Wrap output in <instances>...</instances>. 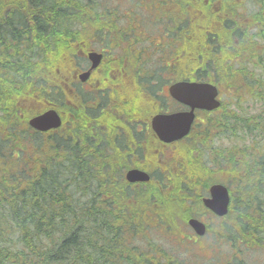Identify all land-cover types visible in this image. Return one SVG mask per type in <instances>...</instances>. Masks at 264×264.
Returning a JSON list of instances; mask_svg holds the SVG:
<instances>
[{
	"label": "trees",
	"instance_id": "16d2710c",
	"mask_svg": "<svg viewBox=\"0 0 264 264\" xmlns=\"http://www.w3.org/2000/svg\"><path fill=\"white\" fill-rule=\"evenodd\" d=\"M164 5L194 18L195 34L180 50L194 55L195 77L229 90L206 113V190L225 172L231 200L228 214L210 225L208 248L224 256L221 264L257 263L243 256L264 251V0H1L0 42L16 47H0V264L220 263L206 260V247L189 258L192 239L179 233L190 204L178 193L187 188L185 174L196 184L204 170L196 143L177 185L161 179L130 192L101 164L106 158L91 140L80 145L74 132L65 141L60 130L40 134L27 125L48 101L59 110L78 17H93L107 34ZM205 55L221 57H208L213 64ZM181 68L179 78L187 77L188 62ZM201 136L196 128L194 137ZM150 230L165 233V241H151Z\"/></svg>",
	"mask_w": 264,
	"mask_h": 264
},
{
	"label": "flooded vegetation",
	"instance_id": "af4514ba",
	"mask_svg": "<svg viewBox=\"0 0 264 264\" xmlns=\"http://www.w3.org/2000/svg\"><path fill=\"white\" fill-rule=\"evenodd\" d=\"M9 11H12L11 7L6 9V12ZM148 11V14L130 19L123 30L107 34L98 32L93 17L77 18L72 54L74 67L62 74V99L59 110L56 109L61 121L58 130L63 140L72 132L76 134L80 145L81 139L91 140L94 153L100 150L97 154L106 158L100 161L101 164L106 165L108 171L120 174L122 190L140 193L161 179L166 183L171 179L176 185L177 178L181 182V176L187 169V154H193L196 143L200 148L199 156L204 170L195 176L196 184L185 174L187 188L180 189L178 193L185 192L190 204L185 221H182L184 231L181 228L179 233H187V237L192 239V243L187 244L203 250L211 223L222 219L215 217L205 206L210 189L215 185H223L229 191L225 185V172L222 173V182L211 183L206 190V113L214 111L195 110V119L187 135L169 142L159 138L152 122L157 116L189 110L188 106L169 93L170 87L177 83H199L214 87L220 106L224 102V94L227 96L229 90L222 91L215 79L209 80L203 74L195 77L194 55L180 50L183 44H189L193 38L191 26L194 18L189 15L180 17L181 9L168 5L149 8ZM203 32V51L206 54V25ZM14 42L15 39H11L10 44ZM0 47L15 51L16 45L6 47L0 42ZM211 56L205 55L207 63L215 64L216 61L212 62L210 58L218 60L221 57ZM187 62L188 76L179 78L184 74L182 64ZM47 103L48 108H54L51 101ZM196 128L202 133L201 138L194 137ZM176 161L178 165L173 166ZM133 171L148 175L149 181H128L126 175ZM170 188L175 192L176 187L171 185ZM175 200L181 199H173V206L176 207ZM229 204L230 210L231 200ZM190 219L205 225L207 231L203 236H196L188 226Z\"/></svg>",
	"mask_w": 264,
	"mask_h": 264
},
{
	"label": "water",
	"instance_id": "95a60500",
	"mask_svg": "<svg viewBox=\"0 0 264 264\" xmlns=\"http://www.w3.org/2000/svg\"><path fill=\"white\" fill-rule=\"evenodd\" d=\"M170 95L180 103L189 107L187 112L161 115L154 118L152 127L159 138L165 142L181 139L187 135L194 120V111L201 109L212 111L219 106L216 101V90L207 84L180 82L170 87ZM29 125L38 131H48L59 127L60 120L54 111H47L44 114L29 121ZM130 182H147L149 177L135 171L126 175ZM211 198L206 200V207L217 216H224L227 213L229 204L228 194L224 187L216 185L210 189ZM190 226L198 235L204 233V227L196 220L189 221Z\"/></svg>",
	"mask_w": 264,
	"mask_h": 264
},
{
	"label": "rangeland",
	"instance_id": "374dc122",
	"mask_svg": "<svg viewBox=\"0 0 264 264\" xmlns=\"http://www.w3.org/2000/svg\"><path fill=\"white\" fill-rule=\"evenodd\" d=\"M126 0H115V3L117 2H125ZM226 143H223L222 146H225ZM157 227V226H156ZM146 231L143 229L140 234H145ZM148 235L151 239V241L153 242H158V243H162L163 241H165V238H166V235L165 233L163 232H160L159 230L156 231V230H150L148 231ZM146 237H147V234H146ZM163 246H166V247H169V244H163ZM193 245H187V248L185 250V255L188 254V255H191V256H195V254L197 252L194 251V249L192 248ZM228 250V247L226 246V244L223 246V251H226ZM211 253L214 254V252L212 251ZM219 259V264L223 263L224 261V256L221 255L220 252H218L217 254H214L213 257H216ZM244 258H248L249 261L250 260H254L255 262L259 263V261H264V251H261L259 249H256V250H251L249 249L248 251H245V256H243ZM192 259L194 257H191ZM210 258L209 255L206 256V260ZM255 263V264H257Z\"/></svg>",
	"mask_w": 264,
	"mask_h": 264
}]
</instances>
